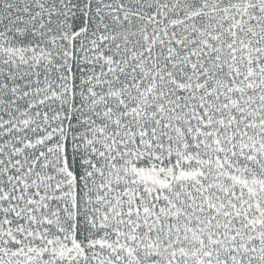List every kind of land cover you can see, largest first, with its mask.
Masks as SVG:
<instances>
[{
    "label": "snow or ice",
    "instance_id": "1",
    "mask_svg": "<svg viewBox=\"0 0 264 264\" xmlns=\"http://www.w3.org/2000/svg\"><path fill=\"white\" fill-rule=\"evenodd\" d=\"M0 264H264V0H0Z\"/></svg>",
    "mask_w": 264,
    "mask_h": 264
}]
</instances>
